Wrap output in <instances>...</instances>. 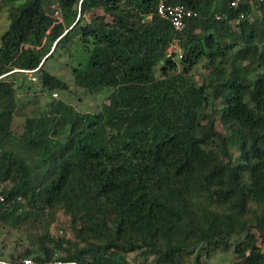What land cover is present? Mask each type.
<instances>
[{
	"label": "trees",
	"instance_id": "16d2710c",
	"mask_svg": "<svg viewBox=\"0 0 264 264\" xmlns=\"http://www.w3.org/2000/svg\"><path fill=\"white\" fill-rule=\"evenodd\" d=\"M51 1L60 17L46 11ZM168 2L197 12L180 32L156 12L157 0L9 7L0 36V220L23 207L60 208L76 238L57 237L53 249L28 248L22 258L126 264V253L146 248L154 264H176L196 247L226 250L243 235L233 264H264L256 244L264 239V0L253 19L252 0L237 8ZM174 38L180 55L168 54ZM81 41L85 56L71 67L72 83L105 90L98 110L52 96L69 85L45 64L56 53L71 58ZM198 66L202 72L192 71ZM26 72L38 77L45 106L19 102L28 86H16L13 74ZM15 115L23 119L18 131ZM29 154L48 161L45 173L28 166ZM57 248L64 253L54 256Z\"/></svg>",
	"mask_w": 264,
	"mask_h": 264
},
{
	"label": "rangeland",
	"instance_id": "374dc122",
	"mask_svg": "<svg viewBox=\"0 0 264 264\" xmlns=\"http://www.w3.org/2000/svg\"><path fill=\"white\" fill-rule=\"evenodd\" d=\"M20 1L22 0H0V36L9 26L7 17L9 7ZM257 4L258 2H255V0H252L250 4L253 12L251 19L255 15H260ZM46 11L52 16L60 17L56 10V4L52 1L46 7ZM79 43L80 45L74 49L71 58L56 53L45 64L50 73L64 79L69 85V90L62 92L54 91L56 95L52 96L56 99L63 98L66 102L81 111H85L86 109L98 110L102 102L108 101L104 94L105 90L87 93L82 88L75 87L72 83L71 67H79L85 56L83 41ZM192 71L199 73L202 72V69L198 66L197 68H193ZM13 76L17 78L16 86L22 79L25 80L26 86H28L24 87L17 94L20 98V103L25 102L29 98H36L42 107L45 106L48 102V96L45 90H42L40 81L34 73L26 72L25 75L13 74ZM196 78H198V75H196ZM209 113L206 115V118L209 116ZM22 122L23 119L15 115L12 123L13 129L16 131L20 130ZM215 128L220 131H226L224 124L220 120L215 122ZM25 161L34 170L44 173L46 167L50 165L48 161L42 162L36 154L25 156ZM71 221L70 216L65 214L60 208L53 209L47 207L44 210H29V208L23 207L19 209V211L13 213L7 219L0 220V260L17 261L19 258L22 259V254L26 249L31 248L35 253L40 245L53 249V239L57 237L75 240ZM251 231L258 235L257 230L254 228ZM241 239H243V235L234 236L231 239V246L226 250L214 249L207 252L205 248L200 250L199 247H196L188 254H183L176 264H233L238 260L234 247ZM256 244L260 245L264 253V239L258 236ZM62 245L67 246V243L63 242ZM145 250L146 248H140L126 253V264H154L155 254L151 252L144 253ZM248 250L249 248L245 246L244 253H247ZM63 253L62 249L57 248L54 256ZM26 257L33 258V254ZM11 258H16L17 260H11Z\"/></svg>",
	"mask_w": 264,
	"mask_h": 264
},
{
	"label": "built area",
	"instance_id": "2783aa9c",
	"mask_svg": "<svg viewBox=\"0 0 264 264\" xmlns=\"http://www.w3.org/2000/svg\"><path fill=\"white\" fill-rule=\"evenodd\" d=\"M169 0H157L156 3V12L163 18L167 19L173 30L176 32H180L186 23V20L190 17L196 16L197 12L192 10L188 7L183 6L181 3L178 2H168ZM228 7L237 8L239 3L242 0H226ZM257 2H261L263 0H256ZM243 12H239L236 20L243 17ZM214 17L218 20H223L227 17L225 13H215ZM168 54L171 52H177L180 55V48L178 46L177 38H174L170 45L168 46ZM55 95V93H53ZM3 200V194L0 193V201ZM0 264H64L63 262H48V263H38L35 262L30 257H24L21 260L17 261H3L0 260ZM72 264H77L72 262Z\"/></svg>",
	"mask_w": 264,
	"mask_h": 264
}]
</instances>
